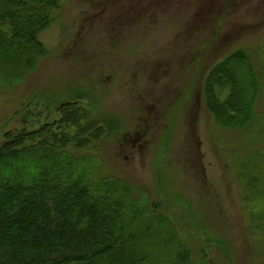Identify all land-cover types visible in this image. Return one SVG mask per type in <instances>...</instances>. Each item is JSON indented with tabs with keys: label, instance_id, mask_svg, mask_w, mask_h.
<instances>
[{
	"label": "rangeland",
	"instance_id": "1",
	"mask_svg": "<svg viewBox=\"0 0 264 264\" xmlns=\"http://www.w3.org/2000/svg\"><path fill=\"white\" fill-rule=\"evenodd\" d=\"M40 39L33 70L12 69V84L0 74V146L9 132L60 125L77 101L84 138L103 134L83 153L93 176L122 179L132 201L156 206L173 224L163 238L190 264H264V0H63ZM239 50L260 92L253 123L228 129L205 84ZM251 165L252 187L241 176ZM169 249L148 248L162 260Z\"/></svg>",
	"mask_w": 264,
	"mask_h": 264
},
{
	"label": "trees",
	"instance_id": "2",
	"mask_svg": "<svg viewBox=\"0 0 264 264\" xmlns=\"http://www.w3.org/2000/svg\"><path fill=\"white\" fill-rule=\"evenodd\" d=\"M62 1L0 0V74L11 84L18 82L12 69L33 70L45 55L40 35L56 20ZM259 92L248 54L235 51L210 72L206 107L218 125L246 127L256 117ZM74 103L59 110L60 125L5 135L0 264H190L175 237L163 238L161 231H173V224L156 206L132 201L133 187L122 179L93 176L94 161L83 153L96 149L103 134L90 130L84 138L81 108ZM254 169H241L243 179H254L251 187ZM152 246L175 247L173 257H152Z\"/></svg>",
	"mask_w": 264,
	"mask_h": 264
}]
</instances>
